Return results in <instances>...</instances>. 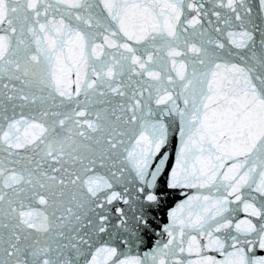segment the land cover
<instances>
[{"label": "snow or ice", "instance_id": "obj_1", "mask_svg": "<svg viewBox=\"0 0 264 264\" xmlns=\"http://www.w3.org/2000/svg\"><path fill=\"white\" fill-rule=\"evenodd\" d=\"M0 264H264V0H0Z\"/></svg>", "mask_w": 264, "mask_h": 264}, {"label": "water", "instance_id": "obj_2", "mask_svg": "<svg viewBox=\"0 0 264 264\" xmlns=\"http://www.w3.org/2000/svg\"><path fill=\"white\" fill-rule=\"evenodd\" d=\"M170 153L173 152V149L170 147L168 149ZM172 161H170L171 163ZM184 197L179 195L178 193L173 195L169 194V190L165 189L163 193L161 194V200L162 204L158 210L155 211L156 214V220L157 222H166L167 221V212L174 207L180 200H182ZM239 216L243 218V213H239Z\"/></svg>", "mask_w": 264, "mask_h": 264}]
</instances>
